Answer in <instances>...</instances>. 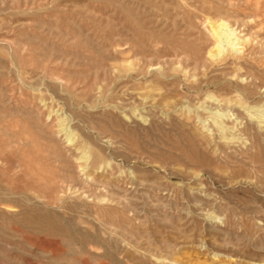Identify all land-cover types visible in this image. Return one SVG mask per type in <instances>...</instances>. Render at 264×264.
<instances>
[{
    "label": "rangeland",
    "instance_id": "374dc122",
    "mask_svg": "<svg viewBox=\"0 0 264 264\" xmlns=\"http://www.w3.org/2000/svg\"><path fill=\"white\" fill-rule=\"evenodd\" d=\"M0 264H264V0H0Z\"/></svg>",
    "mask_w": 264,
    "mask_h": 264
}]
</instances>
